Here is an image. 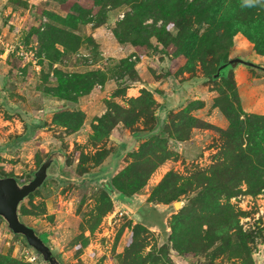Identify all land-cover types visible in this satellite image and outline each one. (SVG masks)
I'll list each match as a JSON object with an SVG mask.
<instances>
[{"label": "rangeland", "instance_id": "rangeland-1", "mask_svg": "<svg viewBox=\"0 0 264 264\" xmlns=\"http://www.w3.org/2000/svg\"><path fill=\"white\" fill-rule=\"evenodd\" d=\"M93 1L0 0V145H20V148L13 150V152H8L4 157L0 155V163L5 165L2 166L0 164L2 172L14 171L13 167L15 166L13 165L19 161L20 165L26 164L24 166L26 168L24 171L26 172H22L23 167L21 169L18 168L16 170L18 174L14 176L19 182L28 181L32 178V174L27 173L28 170L33 168L36 170L38 168H36L35 157L38 151L36 145L52 146L69 145L70 143L72 145H79V147L74 146L71 151L68 149V161L72 164L69 168L66 167L64 168L65 170L57 173L54 170L55 166L52 164L53 166L49 168L51 173L50 179L46 181V185H42L38 190L36 189L33 192L32 196L26 197L22 201L20 219L25 220L31 217V219H38L39 222L43 223L45 227L43 231L49 233L51 240L48 242L44 235L39 236L43 241H47L46 244L61 264H122L120 255L124 253L131 235V227L136 223L145 225L149 230L148 233L144 234L147 236L146 240L148 242L143 249L144 255L151 250L154 252V247L158 250L162 245H165L168 248L169 258L177 264H245L238 257L227 258V253L218 254L213 259V262H211V255L219 249L218 245H214L203 252L200 250V253L190 247L188 248L191 250L184 249L182 254L178 253L169 240L173 224L175 225L180 219V216L175 215L179 213L181 208L191 207L193 202L191 199L197 193L182 194L177 200L169 203L159 201L164 197L167 189L165 185L161 184V180L169 171L175 172L185 180L186 178H191L198 170L208 172L211 166L224 161V146L229 145V137L226 133L228 121L225 124L223 121L220 123L217 117L204 119V121L214 125L219 130L214 128L191 129L189 138L187 139L189 143H185V147L183 145L182 150L177 149L176 145L168 141V157L151 172L141 188L133 194L129 202L118 200L117 196L113 194L115 192H112V208L102 214L97 220L103 208V206H98L101 186L107 181L105 175L108 177L115 170L119 163V156L112 154L108 158L107 162L102 166V171H99L95 175L99 178L98 180H90L85 177L84 179L76 178L74 170L79 157L77 150L80 151L81 148L85 147V152L94 153V149L90 145L89 140L83 144L72 143V138H67L63 130L54 126L51 127L52 124L47 123L45 119H48L53 111L52 109L57 104H52L50 108L48 107V110H45V113H41L43 116L41 119L38 117V113L41 112L40 108H45L42 101L45 97L40 96L42 95L40 87L45 83H47L46 85L53 83L55 75L52 73L53 68H49L43 52L40 55L37 53L39 51V43L29 40V37V41H26L27 35L31 30L37 29L38 33L46 34L48 40L53 39L59 42H67L70 49L65 51V55L59 58L56 55L54 56L55 50L53 48L56 46L62 49V47L58 44L49 46L50 53L52 51L51 56L54 59L58 58L60 61V65L58 64L55 68L58 67L57 69L73 74L101 70L108 75V78H115L118 83V88L115 91H119L120 94L124 92V88L129 80L132 81L140 78L135 66L134 70H132L130 67L126 68L122 65L121 60L123 58H128L130 62L136 60H138L137 62H141V65L149 72V79L154 78L155 80H159L155 89L159 94L175 88L174 85L176 86V83L186 84L189 78L200 77V80L198 79L199 84L196 83L197 81L194 82L192 86L193 91L187 92L190 97L182 101L184 104L181 105L180 109L188 105L190 101L203 100L200 99L203 95H198V90L203 89L205 93L215 94L214 96L218 95V92L221 90H224L227 94H232V91L228 89L224 80L218 78L212 81L206 78L205 71L199 64L193 72L183 70L182 68L186 59L168 55L172 51L171 49L166 52L167 54L164 53V50H162L164 49L163 46L157 44L155 38L147 39L144 43H138L135 46L129 42H119L116 33L120 32L121 26L119 24L125 21L126 15L131 11V5L126 3H121L118 6L107 3L98 5ZM115 8L118 9V13L116 15V10L114 15L112 14L111 16V10ZM71 10L81 12L80 15L92 20L88 23H78L74 32L80 36V40L81 38L84 41L92 39L91 36H87L91 27H106V30L108 27L110 32L107 31V34L111 36L110 40L127 45L125 49H130L128 56L122 58L117 56L114 53L119 50L122 51L123 48L116 47L113 49L108 44L107 55H100L101 52L105 51L106 47L102 48L104 46L101 45L99 47L95 42L89 43L87 46L84 44L78 50L72 51L77 45V40H71V37L66 36L65 33L63 35L60 33L59 35L54 29H67L66 26L62 25L61 20L63 18L61 17H66ZM50 13L56 16L52 19ZM101 18H103L104 22L99 24ZM67 21L72 23V18H67ZM150 23H152V19H146L143 24ZM123 29H125L124 26L121 27L122 31ZM132 34L134 33L126 34L125 32V35L121 36L122 38H128ZM142 34H139L138 31L133 36L141 40V38L144 39L146 37L145 34H143L144 36ZM19 46H24L30 50L32 57H22V60L20 59V67H24V69L27 67V71L22 72V69H20L16 74L17 76L11 77L8 75L11 64L8 62L7 56L13 52L6 53L5 49L11 48L16 50ZM85 46L90 48V52L89 49L84 48ZM108 53L112 54L109 55ZM255 54L257 53L253 50V44L242 34L237 33L233 38L229 58L240 57L264 67V56L257 54L260 57L258 58ZM30 58L32 59L30 60ZM36 60H40V69V66L36 64ZM28 63L31 67H29ZM236 65L238 63L225 67L223 69L224 75L226 76L229 70ZM88 68L90 70H86ZM251 71L256 73L257 83L254 86L248 83L249 87L245 86V88L240 90L243 93L245 107H247L245 115H251L255 113L253 112L255 110L258 113L264 111V69L251 67ZM171 81L176 82L171 84ZM172 85L173 87H171ZM197 85L199 86L196 87ZM237 92L239 94L238 88ZM230 98L233 100L232 96ZM155 101L157 103L156 99ZM176 103L168 112L167 120L172 118V116H169V113H176L180 110L176 107ZM208 106H210V103ZM207 109L209 112L206 113V116H209L212 109L211 107H207ZM197 110L199 111V108L192 110L191 114L195 117L201 114L204 115L205 110L201 112ZM47 125V130L51 132L53 140L49 139V135L40 133V129ZM139 127L142 126L140 125ZM23 129L25 134H23L24 132L21 133ZM243 139V146H245L247 144L245 135H243ZM47 140H50V142H47ZM113 143L107 139L103 142V147L110 148V151H112L115 148ZM140 143L136 144L133 142L126 149L138 150ZM76 151L77 153H75ZM125 153L128 154L129 152L125 150L121 155ZM28 155L29 157H27ZM158 155L161 156L162 152L158 153ZM154 159L157 163L160 161V159ZM124 160L133 161L127 155ZM225 177L232 178L235 181L243 178L241 174L235 173L225 174ZM262 178H264V175ZM212 183H214L213 188H215L217 181L213 180ZM236 189L240 190L237 194L229 198L223 194L218 201L220 204L229 203L232 205L234 211L238 212V225L242 231L253 234V239L248 242L251 253V264H264V228L260 222L257 223L252 220V211H243L239 205L245 202L247 195L256 194L245 192L247 184L244 180L241 181V184ZM261 192H264V187L258 193ZM149 199L153 201H148ZM176 201L179 202V207L174 206L173 203ZM195 202L198 205V200ZM49 210H54V212ZM245 217H249L250 219H242ZM202 229L205 230L206 225H203ZM182 247L187 246L182 244ZM197 248H199L198 245ZM9 250L13 256L21 258L26 262L28 261L24 253L26 251L33 252L32 254L36 256L37 260L29 262L30 264H47L43 262L39 253L27 245L24 237L12 233L0 217V252L6 254Z\"/></svg>", "mask_w": 264, "mask_h": 264}, {"label": "trees", "instance_id": "trees-1", "mask_svg": "<svg viewBox=\"0 0 264 264\" xmlns=\"http://www.w3.org/2000/svg\"><path fill=\"white\" fill-rule=\"evenodd\" d=\"M93 2L98 5L106 3L115 6L121 3L131 5V11L126 15L125 21L119 24L125 29L122 31L120 27L121 33H116L119 42H129L135 46L138 43H144L147 39L155 38L157 44L163 46L164 53L171 49L172 51L168 55L186 59L183 70L193 72L199 64L205 71L206 78L212 81L218 78L222 79L228 89L232 91V94H227L221 90L212 101V106L216 107L228 121L226 133L229 137V145L224 146V161L211 166L208 172L198 170L191 178L185 180L175 172L169 171L161 180V184L165 185L167 189L164 197L159 201L169 203L177 200L182 194L197 193L191 199L193 201L191 207H183L175 215L180 216V219L175 225L173 224L169 240L178 253L182 254L184 249H194L200 253V250L203 252L218 245L219 249L211 255V262L218 254L227 253V258L238 257L245 264H251L248 242L253 239V234L242 231L238 225V212L234 211L232 205L229 203L220 204L218 200L223 194L228 198L237 194L240 190H237L236 187L243 180L247 184L246 193L257 194L264 187V178H262L264 175V114L245 115L246 112L241 105L233 73L230 69L225 76L223 69L230 65L228 64L229 53L233 45V38L237 33L242 34L253 44L255 53L264 56V5L247 7L244 6L243 0H94ZM64 10L66 11V9ZM80 13L71 10L68 17H61L63 18L62 25L67 29L54 28L59 35L65 33L66 36L71 37V40H77V45L72 51L78 50L84 44L87 46L89 43H94L91 38L86 41L82 38L80 40V36L74 32L78 23L92 21ZM55 16L52 15L51 18L53 19ZM70 17L72 23L67 21V18ZM146 19H152V23L143 24ZM103 22L104 20L101 18L99 24ZM138 31L139 34L143 33L146 37L141 40L135 38L133 35ZM38 32L37 29L31 30L26 41L31 40L39 43L37 53L40 55L43 52L49 68H53L52 73L55 75L53 83L48 85L45 83L40 87L41 93L68 103H75L78 97L88 94L96 84H103L107 80L108 75L101 70L73 74L53 67L54 63L60 62L58 58L65 55V51L70 48L67 42L48 40L46 34ZM125 32L134 34L128 38H122ZM57 44L62 49L56 46L53 48L54 56L58 57L54 59L51 56L52 51L51 53L49 51V46ZM14 54L13 52L8 55L9 57L7 56V60L11 64L8 75L11 77L17 76L20 69L22 72L27 71V67L25 69L20 67L22 57ZM137 61L130 62L128 58H123L121 63L126 68L130 67L134 70ZM224 63L227 65L220 69L218 76L215 77L219 67ZM29 67H31L30 64ZM119 94V91L114 90L112 96ZM105 104V112L96 117L95 122L91 124L92 132L88 140L94 153L85 152V147L80 151L77 150L79 157L74 170L76 178L84 179L86 176L85 178L89 177L90 180L99 179L90 171L99 166L111 152L110 148L103 147V142L109 138L112 129L118 124H122L130 131H151L156 125L157 103L152 92L146 88H142L138 96L127 98L125 105L112 99L105 100ZM203 104V101H190L176 113H169L172 118L167 120L158 134L141 142L138 150H129L128 154L121 155V162L112 174L108 177L105 175L107 181L101 186L98 197V206H103V208L97 220L112 208V192H115L113 194L117 196L118 200L129 202L151 172L168 157V141L172 140L175 143L186 141L193 128L218 129L191 114L192 110L203 107ZM84 118V112L80 109L64 105L54 111L50 124L71 134L81 128ZM140 125L142 127H139ZM243 135L247 140L245 146H243ZM74 146L79 147V145ZM160 152H162L161 156L158 155ZM126 155L133 161L124 160ZM65 156V164L69 168L72 165L68 161L69 153H65ZM35 157L37 168L44 158L38 153ZM154 158L160 159V161L157 163ZM229 173L241 174L243 178L235 181L225 177V174ZM0 175L14 174L2 172L0 167ZM213 180L217 181L215 188H213ZM32 195L33 193L27 197ZM196 200H198V205L195 204ZM148 201L153 200L149 199ZM21 208L22 202L18 208L19 215L22 214ZM22 221L24 222V220ZM203 225H206L205 230L202 229ZM148 232V228L141 223H136L131 227L130 238L124 253L120 255L121 263L177 264L169 258L168 248L165 245H162L158 250L154 247V252L151 250L146 255L143 254V249L148 243L147 236L144 234ZM182 244L187 247H182ZM0 264L30 263L13 256L9 250L6 254L0 252Z\"/></svg>", "mask_w": 264, "mask_h": 264}, {"label": "crops", "instance_id": "crops-1", "mask_svg": "<svg viewBox=\"0 0 264 264\" xmlns=\"http://www.w3.org/2000/svg\"><path fill=\"white\" fill-rule=\"evenodd\" d=\"M116 10H117L116 15H117V13H118L117 8L112 9L110 15L111 16H112V14L114 15ZM107 31L110 32V29L108 27H107V30H106V27H91V30H89V32L87 33V36H91L92 40L96 44H98L99 47H100V45L104 46L102 48L106 47L105 51L103 53L101 52L100 55H104V54H105V56L107 55V44H108L110 46V48H113V49H115L116 47H119V48L122 47L123 48L122 51L119 50V51H116L114 53V54H117V56H119L121 58L128 56V52L130 51V49L129 50L125 49V47L127 45H122L117 41L112 42L110 40L111 36L109 34H107ZM84 48L89 49V52H90V48H87V47H84ZM110 54H112V53H110ZM255 55H257V54H255ZM258 58H260V57L258 56ZM89 61H91V60H89ZM28 62H30V61H28ZM36 64H38L39 66L41 65V63H39L37 60H36ZM58 64L60 65V63H54L53 67L58 66ZM141 64H142L141 62H137L135 64V68H136V70H138L137 73L140 76V78H136L132 81L129 80L127 85L124 88V92L119 94V95H116V96H112V93L114 90H116L118 88V83L115 80V78H111V77L107 78V80L103 84H96L88 94H85V95L78 97L77 102H75V103H68V102H65L63 100H58V99L52 98L50 96L44 95L43 93H41L42 95H40V96L45 97V98L42 97L44 99L42 101L45 105V108H43V107H42L43 109L40 108L41 112L38 113V117L40 119L43 117L41 115V113H43V112L45 113V110H48V107L50 108V106H52V104L53 105L57 104V106L52 109L53 110L51 112L52 115L57 108H59L60 106H64V105H66L70 108L80 109L81 111L84 112L85 118H84V122H83L81 128L78 131L71 133V134H67L64 132V134L67 136V138H72V143L74 142V143L83 144L88 140L89 135L92 132L91 124L93 122H95L94 119L105 112V110H106L105 100H111L112 99V100H114L120 104L125 105V100L127 98H130V97L138 96L140 94V90L142 88H146L152 92L153 97H155V99L157 100V108H156L157 121H156V125H155L154 129L151 131H146V130L130 131L127 128H124L122 126V124H118L115 128L112 129L110 136L108 138L109 141L114 142L113 145L115 146V148L105 157V159L103 160V162L99 166L91 169L90 172L94 175H96L99 171H102V166L107 162L108 158L112 154H116L119 156L118 161L120 163L121 162V159H120L121 154L125 150L126 151L130 150V149H126V147L129 144H132L133 142H135L136 144H139L140 142H143L144 140H146L150 136H152L154 134H158L162 130L165 123L167 122V118H166L167 114L170 111V109L174 107V104L177 102L176 107L178 109H180L181 105L184 104V102H182V101L185 100L187 97H190L187 92L193 91L192 86H193L194 82L197 81L196 83L199 84L198 79L200 80V77L189 78L188 83H186V84L176 83V86L174 85L175 88H172V89H170V91L167 90L164 93L159 94V93H157V90H155L157 88L156 85H157L159 80H155L154 78L149 79V76H148L149 72H147L146 68L144 66H142ZM33 68H34V66H33ZM40 68H41V66L39 67V69ZM86 70H90V69L88 68ZM252 70H254V69H252ZM231 71L233 73V77H234V80L236 83V87L239 90V98H240L241 105L243 107V110L246 112L247 107H245L246 105L244 104V101H243V93L240 92V90L242 88H245V86L249 87L248 83H250L251 86H254V84L257 83L256 73L251 71V67L246 66L244 64L242 65V63H238V65L233 66ZM249 78H251V79L249 80ZM194 79H196V80H194ZM175 82L171 81V84H174ZM198 86L199 85H197L196 87H198ZM171 87H173V85ZM151 88H153V89H151ZM203 92H204L203 89L198 90V95L201 94L204 96V97L202 96L203 98L202 97L200 98V99H203L200 101H204L203 102L204 104H203V107L199 108V111L201 112L202 110H205V113H204L205 116L201 114V115H198L197 117L200 119L203 118V120L204 119L207 120L208 118L211 119L213 117L214 118L217 117L218 121H220V123L223 121V123L225 124L227 122L225 117L220 114L219 110L216 107L212 106V100H213L215 94L211 95V94H207V93H205V92L203 93ZM254 97H256V96H254ZM160 99H161V101H160ZM209 103H210V106H208ZM207 107H211V109H212L211 115H209V116H206V113L209 112ZM253 112H255L257 114H264V111L258 113L255 110ZM51 114L49 115L48 119H45V120H47V123H49V124H50L51 119H52ZM47 116H48V114H47ZM45 117H46V114H45ZM52 126L53 125H51V127ZM45 128H46V130H44ZM47 128H48V125L41 128L40 133L41 134L43 133L45 135L46 134L49 135V139L53 140L52 136H51V132H48ZM58 129L63 130L61 128H58ZM23 132H24V129L22 130L21 133H23ZM23 134H25V132ZM20 135H22V134H20ZM17 139H19V138H17ZM50 140H47V142H50ZM170 142H172L173 145H176L177 149L182 150L183 145L185 147V143H187L188 140H186L185 142L183 141V142H176V143L173 142L172 140H170ZM70 144L69 145H52V146L51 145H43V144L36 145V147L38 148L37 153L40 154L43 158H45L53 150H61L64 153H69L68 149L71 151V149L74 147V145H72V144L70 145ZM87 146H89V145H87ZM18 148H20V145H0V155H2L4 157L5 154H8V152L9 153L13 152V150H15V149L17 150ZM90 150H91V146H90ZM27 157H29V155ZM27 161H29V160H27ZM0 164L2 166H5V165H3V163H0ZM13 166H15V167H13L14 171H8V173H13L14 175H17L18 172L16 170L18 168L21 169L22 167H23L22 172H26V171H24V170H26V168L24 167V166H26V164L20 165V162L17 161L16 164ZM64 168H66V165L64 166ZM64 168L62 170H65ZM34 169L35 168H33L31 170L29 169L27 173L30 174ZM54 170L56 171L55 168H54ZM49 173H50V170H49ZM88 175L91 176V174H88ZM84 177H86V176H84ZM48 179H50V177H48L44 181L45 182V184L43 183L44 185H46V181ZM49 211H51V210H49ZM51 212H54V210ZM25 221H26L28 226L32 227L39 235H44L46 237V240L48 242H50L51 238L49 236V233H47L46 231H43L45 228L43 226V223L39 222L38 219H31V217H29V219H25L24 223H25ZM47 241H46V243H47Z\"/></svg>", "mask_w": 264, "mask_h": 264}, {"label": "water", "instance_id": "water-1", "mask_svg": "<svg viewBox=\"0 0 264 264\" xmlns=\"http://www.w3.org/2000/svg\"><path fill=\"white\" fill-rule=\"evenodd\" d=\"M242 63L246 66L264 69L253 62L246 61L240 57L229 59L228 64ZM227 64L224 63L219 67L218 72L214 75L218 76L220 69ZM66 156L61 150L51 151L41 162L36 170L32 173V178L25 182H19L14 175H0V217L6 223L8 229L12 233L24 237L28 246L39 253L43 262L47 264H61L50 247L39 236V234L30 226L25 224L19 217V204L36 189L40 188L44 181L50 176L49 168L52 164L56 168V172L60 173L65 166ZM178 201L174 202L175 207H179Z\"/></svg>", "mask_w": 264, "mask_h": 264}, {"label": "built area", "instance_id": "built-area-1", "mask_svg": "<svg viewBox=\"0 0 264 264\" xmlns=\"http://www.w3.org/2000/svg\"><path fill=\"white\" fill-rule=\"evenodd\" d=\"M6 53L8 52H15L17 56L29 58L32 55V52L24 46H19L18 49H5ZM4 51V52H5ZM6 57V55H5ZM32 57V56H31ZM32 59V58H30ZM241 207V210L243 211H252L251 216L252 220L255 222H260L264 228V192L257 193L256 195H247L246 200L243 204H239ZM245 220H249V217L242 218ZM33 252L26 251L24 253V256L28 262H35L36 256L32 254Z\"/></svg>", "mask_w": 264, "mask_h": 264}, {"label": "clouds", "instance_id": "clouds-1", "mask_svg": "<svg viewBox=\"0 0 264 264\" xmlns=\"http://www.w3.org/2000/svg\"><path fill=\"white\" fill-rule=\"evenodd\" d=\"M244 6L254 7L256 5H264V0H243Z\"/></svg>", "mask_w": 264, "mask_h": 264}, {"label": "bare ground", "instance_id": "bare-ground-1", "mask_svg": "<svg viewBox=\"0 0 264 264\" xmlns=\"http://www.w3.org/2000/svg\"><path fill=\"white\" fill-rule=\"evenodd\" d=\"M178 205H179V203H178Z\"/></svg>", "mask_w": 264, "mask_h": 264}]
</instances>
